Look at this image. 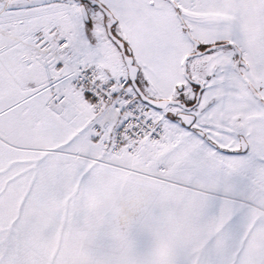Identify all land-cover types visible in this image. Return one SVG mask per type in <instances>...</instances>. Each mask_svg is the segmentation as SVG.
I'll return each instance as SVG.
<instances>
[{"label":"snow or ice","instance_id":"6c2138e0","mask_svg":"<svg viewBox=\"0 0 264 264\" xmlns=\"http://www.w3.org/2000/svg\"><path fill=\"white\" fill-rule=\"evenodd\" d=\"M0 264H264V0H0Z\"/></svg>","mask_w":264,"mask_h":264}]
</instances>
